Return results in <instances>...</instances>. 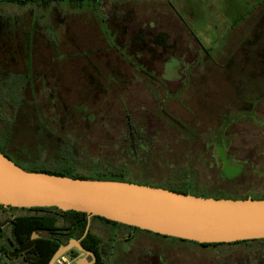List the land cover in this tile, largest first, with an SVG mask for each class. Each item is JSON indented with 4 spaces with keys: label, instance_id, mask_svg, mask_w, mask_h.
<instances>
[{
    "label": "rangeland",
    "instance_id": "rangeland-1",
    "mask_svg": "<svg viewBox=\"0 0 264 264\" xmlns=\"http://www.w3.org/2000/svg\"><path fill=\"white\" fill-rule=\"evenodd\" d=\"M263 9L264 0L0 5L19 26L0 37V142L25 168L91 173L118 162L151 184L182 173L231 198L264 197V30L255 22ZM29 67L32 96L17 95ZM128 121L151 145L137 163L124 156ZM221 157L240 166L236 177H220ZM45 214L65 225L52 210L0 209V264L24 261L4 259L9 220ZM88 229L105 264H264V240L201 247L93 218Z\"/></svg>",
    "mask_w": 264,
    "mask_h": 264
},
{
    "label": "water",
    "instance_id": "water-1",
    "mask_svg": "<svg viewBox=\"0 0 264 264\" xmlns=\"http://www.w3.org/2000/svg\"><path fill=\"white\" fill-rule=\"evenodd\" d=\"M0 206L83 213L88 220L98 217L201 245L264 240V199L204 198L132 182L28 172L1 153ZM72 249L84 255L72 264H93L94 253L76 239L59 246L48 264Z\"/></svg>",
    "mask_w": 264,
    "mask_h": 264
},
{
    "label": "trees",
    "instance_id": "trees-1",
    "mask_svg": "<svg viewBox=\"0 0 264 264\" xmlns=\"http://www.w3.org/2000/svg\"><path fill=\"white\" fill-rule=\"evenodd\" d=\"M102 0H4L0 1V5L5 4H14L18 6H25L27 3H32L41 6H47L51 3H56L60 5H73L79 7L82 4H86L87 7L91 9H99L101 7ZM2 17V18H1ZM4 17V18H3ZM0 22L3 24V28L0 29V37L7 36L8 29L12 30L13 26L18 25L15 18H10L9 16H0ZM37 23V22H35ZM34 19L32 20V25H29L28 33L30 34L33 31ZM19 27V26H15ZM7 74H1V80L5 78ZM29 75V73H28ZM23 80V79H22ZM20 103V101H18ZM12 104H17L14 100ZM6 104L0 102V106H5ZM19 105V104H18ZM143 129L138 127H132L130 122L126 123L124 128V134L122 136L123 146H124V156L128 159V161H133L137 163L140 160L141 154H147L148 150L150 153L151 145H148L147 141L144 137H142ZM8 145V143H7ZM220 152V151H219ZM0 153L4 155L6 158L11 157V153L7 151V147L5 142H0ZM11 160V159H9ZM12 161V160H11ZM13 162V161H12ZM31 164V162H30ZM17 165V164H16ZM126 163L124 165H118L117 163H104V170L96 169L91 173L88 171L78 172L75 167L70 164L60 163L57 166L51 169H40V167L34 166L31 164L29 168H25L23 170L28 172H38V173H46L52 175L66 176L69 178L76 179H86V180H113V181H121V182H132L143 185H150L159 188H164L167 190H173L177 192H181L184 194H191L194 196H200L204 198H231L224 194H221L216 191H209L207 189H202L194 184L193 178L188 175H182V173L175 175V180L173 182L162 183V184H151L148 182L146 177H132L128 175V170H126ZM133 166L138 167L136 164ZM228 167L232 169L231 174L228 173ZM217 169H219V175L222 179H231L236 177L239 174L240 166L235 164H230L224 158H220L217 162ZM127 171V173H126ZM190 175V174H189ZM250 197L244 196L239 198H231V199H246ZM252 199H264V197H253ZM10 208V207H8ZM0 209L3 207L0 206ZM12 209V208H10ZM26 210L45 212L47 210H52V213H59L65 219V225L58 228L55 225V217L51 214H45L42 217H15L9 220L8 225V235L6 238V243L8 247L16 248V252H14L15 257H24V263L26 264H48L49 260L52 258L53 254L59 248V246L64 245L70 239L78 240L85 233L86 226H88L87 215L83 213L77 212H62L57 210L56 208H30ZM93 219L101 220L103 222L118 226L124 227L128 229H134L133 227L124 226L121 224H117L114 222H110L98 217H91ZM141 231L139 229H136ZM4 229L0 224V239L4 236ZM146 232V231H145ZM36 233L42 234V236H35ZM149 233V232H147ZM152 234V233H150ZM156 237H161L163 239H168L172 241H178L181 243H192L194 245H198L201 247H217V246H235V245H243L247 244L251 241H241L230 244H197L194 242L163 237L157 234H152ZM79 244L86 250L94 253L96 258L93 264H105L99 255V250H102L103 244L100 242V239L87 232L83 236V240L79 242ZM76 255H73L75 258ZM33 259V262H29V259Z\"/></svg>",
    "mask_w": 264,
    "mask_h": 264
},
{
    "label": "flooded vegetation",
    "instance_id": "flooded-vegetation-1",
    "mask_svg": "<svg viewBox=\"0 0 264 264\" xmlns=\"http://www.w3.org/2000/svg\"><path fill=\"white\" fill-rule=\"evenodd\" d=\"M255 22H257V24H259V31H262V30H264V9L262 10V12H261V14L259 15V17H258V19L255 21ZM255 36H256V34H254ZM28 64V63H27ZM32 65V63H30L29 62V66H31ZM30 70V73H29V75L27 74L24 78H23V80H22V82H23V84L20 86V88L19 89H17V95H23L25 92H28L29 93V96H32V68L31 67H29V69H27V71H29ZM0 71L3 73V74H5L7 71L4 69V67H3V69H2V67L0 68ZM19 82L18 83H20V80H18ZM9 159H11L12 161H13V163H15V164H17V166H19L20 168H22V169H25V167L23 166L24 165V163H25V161L23 160V156H22V154L20 153V152H13V153H11V157L9 158ZM24 162V163H23ZM5 209V208H4ZM91 219V218H90ZM90 219L88 220V218H87V220L88 221H90ZM126 229H128V228H126ZM89 230V229H88ZM88 230H87V232H88ZM128 230H131V231H135V228L134 229H128ZM86 232V233H87ZM86 233H84L83 234V236L86 234ZM93 235H95V234H93ZM83 236L82 237H80L79 239H78V241L80 242V241H82L83 240ZM96 236V235H95ZM125 238H128V236L126 235L125 236ZM65 244H67V243H65ZM64 244V245H65ZM8 245H6L5 247H7ZM104 247H105V245H104ZM14 252H16V248H12V247H7L6 248V250H5V253H4V259L5 260H8V258L9 259H13L12 257H13V255H14ZM76 252V250L75 249H72L71 251H69L66 255L67 256H69V257H71L72 259H73V262L76 260V259H78V258H80V257H83L84 255L82 254V253H80L79 255H77V253H75ZM73 255H76V257L75 258H73ZM20 259H22L23 260V257H21ZM86 260L88 261V262H90L91 261V258L89 257V256H87L86 257ZM95 260H96V258H95ZM95 260H94V262H95ZM29 262H33V259H29ZM72 262V263H73ZM93 262V263H94ZM2 263H3V261H2ZM22 264H26V263H24V261H23V263Z\"/></svg>",
    "mask_w": 264,
    "mask_h": 264
},
{
    "label": "built area",
    "instance_id": "built-area-1",
    "mask_svg": "<svg viewBox=\"0 0 264 264\" xmlns=\"http://www.w3.org/2000/svg\"><path fill=\"white\" fill-rule=\"evenodd\" d=\"M73 259L67 255L60 256L53 264H72Z\"/></svg>",
    "mask_w": 264,
    "mask_h": 264
},
{
    "label": "crops",
    "instance_id": "crops-1",
    "mask_svg": "<svg viewBox=\"0 0 264 264\" xmlns=\"http://www.w3.org/2000/svg\"><path fill=\"white\" fill-rule=\"evenodd\" d=\"M4 226H2V228H3Z\"/></svg>",
    "mask_w": 264,
    "mask_h": 264
}]
</instances>
